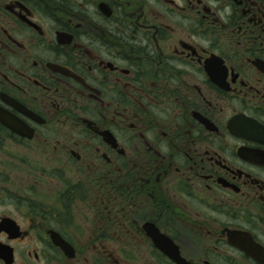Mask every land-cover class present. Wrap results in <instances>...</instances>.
<instances>
[{
    "label": "flooded vegetation",
    "instance_id": "1",
    "mask_svg": "<svg viewBox=\"0 0 264 264\" xmlns=\"http://www.w3.org/2000/svg\"><path fill=\"white\" fill-rule=\"evenodd\" d=\"M0 264H264V0H0Z\"/></svg>",
    "mask_w": 264,
    "mask_h": 264
}]
</instances>
